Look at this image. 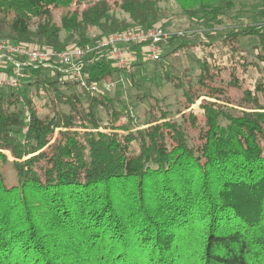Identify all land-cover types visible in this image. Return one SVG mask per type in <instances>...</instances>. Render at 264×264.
<instances>
[{
  "label": "trees",
  "instance_id": "16d2710c",
  "mask_svg": "<svg viewBox=\"0 0 264 264\" xmlns=\"http://www.w3.org/2000/svg\"><path fill=\"white\" fill-rule=\"evenodd\" d=\"M175 1L215 26L236 8L235 0ZM255 1L262 23L218 40L233 66L199 60L190 89L181 76L165 75L188 103L181 120L150 97L148 127L132 130L120 98L67 93L62 74L42 66L21 89L0 88V264H264V84L244 90L239 110L217 102L229 96L211 83L231 67L228 86L241 88L237 65L245 73L252 67L242 39L259 40L254 54L264 62V0ZM116 6L140 28L161 20L158 0H0V39L87 47L93 29L110 35L131 27L111 15ZM195 35L176 33L167 43ZM204 37L200 44L218 43ZM88 67L95 81L120 71L106 60ZM42 93L49 114L36 103ZM200 97L216 102L190 110Z\"/></svg>",
  "mask_w": 264,
  "mask_h": 264
},
{
  "label": "rangeland",
  "instance_id": "374dc122",
  "mask_svg": "<svg viewBox=\"0 0 264 264\" xmlns=\"http://www.w3.org/2000/svg\"><path fill=\"white\" fill-rule=\"evenodd\" d=\"M110 1L113 3L117 0ZM158 1L162 15L161 20L157 22L155 26H161L166 32L170 33L171 37H173L176 33L184 36L190 34L196 35L187 40H183V38L179 39L172 46L167 43V41L171 38L170 37L167 41L160 44L161 52L158 60L144 61L142 57L138 55L134 64L135 72L133 74H128L124 70L120 69V71L113 77L111 82L114 83V86L112 91L106 96L118 97L121 99L123 104L127 106L130 118L132 119V123L129 124L132 130H135L136 128L144 129L148 127L146 124L150 118L147 114L150 107V97L162 100L164 102L162 105L171 111L173 119L181 120L182 114L187 110L186 108L188 103L183 96V90L175 89L171 83L167 82L165 75L173 76L174 78L181 76L179 81H183L186 88L190 89L189 83L193 82V80L196 81L197 76L199 75V60L207 58L208 61L213 62L215 59H220L218 61L222 62V64L233 66L235 63L231 62L232 60L229 58L232 55L227 50L229 47L227 45L226 47H223L222 43L218 40L224 38V36L230 33L233 29H242L245 25L262 23L260 20L261 17L258 16L259 8L262 4L255 0H235L236 8L232 11V13L224 16V25L222 26L208 24L202 17L201 13H191L185 11L175 0ZM111 15L119 21L125 20L126 22L132 24L129 15L121 11L118 6L113 7ZM59 18V13H55L53 15V20L57 23H59ZM130 28L140 29V27L134 24H132ZM208 34H214L217 36L216 40L218 43H215L211 47L205 44H200L201 39L203 42H209L204 37ZM66 35L67 33L63 31L60 34L61 40H63ZM103 36L104 34L100 30L93 29L90 33V37L93 40L91 45L98 42ZM183 41L185 42L186 47L180 49L178 52L171 53L174 48L180 46ZM241 44H243L244 49L246 50L248 60L252 63V67L247 73L244 72L240 65H237L236 67L238 77L242 80L241 82H244L241 83V88L228 86L231 76V67H227V69L225 68L222 70L216 75V82H211L213 85L224 88V92H226L229 96L228 99H226L229 102L228 104L223 101L217 102L226 104L229 108L239 110H242L241 106L243 104L244 90L248 88L254 90L258 83L260 85L262 83L264 84V62L257 59L254 54L256 46L259 44V40L254 37H248L246 39H242ZM134 49L135 48H130V50ZM102 60L110 62L111 66L117 69V67L113 65L114 62L109 60L105 53L95 55L91 63L85 64V69L88 70L89 65L101 62ZM254 63L258 64V67H256ZM186 69L189 71V76H183V71ZM31 90V95L33 96L35 92L34 89ZM65 91L67 93H80L84 90H82L78 85H68ZM41 95L43 96V99H36V103L40 107L39 110L41 113L49 114L51 113L52 107L50 105L48 106V102L45 106L46 101H48V97L45 93H42ZM259 96L261 102L264 104V96L260 93ZM204 101L216 102L215 99L210 100L206 97H200L190 110L193 109L197 111L199 106ZM97 114L104 123L108 122L109 116L104 109H98ZM6 154L12 161L13 159L11 154L9 152H6ZM6 171L8 181L13 183L15 181V172L11 166H8Z\"/></svg>",
  "mask_w": 264,
  "mask_h": 264
},
{
  "label": "built area",
  "instance_id": "2783aa9c",
  "mask_svg": "<svg viewBox=\"0 0 264 264\" xmlns=\"http://www.w3.org/2000/svg\"><path fill=\"white\" fill-rule=\"evenodd\" d=\"M170 37V33L161 26L129 28L104 35L87 47L75 45L61 50L0 39V88L21 89L30 80V70L42 66L59 71L63 76L62 84L78 85L90 95L106 96L112 91L114 83L107 79H92L85 69L86 59L90 55L105 53L117 69L133 74L136 57L140 55L144 61L158 60L160 44Z\"/></svg>",
  "mask_w": 264,
  "mask_h": 264
}]
</instances>
